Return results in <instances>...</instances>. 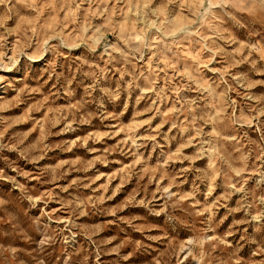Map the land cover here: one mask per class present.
<instances>
[{
    "label": "rangeland",
    "instance_id": "1",
    "mask_svg": "<svg viewBox=\"0 0 264 264\" xmlns=\"http://www.w3.org/2000/svg\"><path fill=\"white\" fill-rule=\"evenodd\" d=\"M0 264H264V0H0Z\"/></svg>",
    "mask_w": 264,
    "mask_h": 264
}]
</instances>
